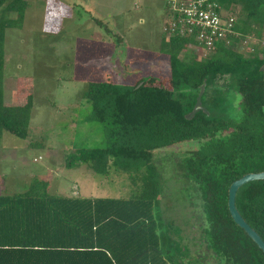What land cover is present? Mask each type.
<instances>
[{
  "label": "trees",
  "instance_id": "1",
  "mask_svg": "<svg viewBox=\"0 0 264 264\" xmlns=\"http://www.w3.org/2000/svg\"><path fill=\"white\" fill-rule=\"evenodd\" d=\"M211 1L236 17L239 36L229 35L231 43L197 58L187 50L190 37L162 33L157 52L168 58L169 87L151 76L132 83L124 77L123 84L109 77L85 82L80 98L90 104L91 119L107 126L108 142L79 149L75 161L95 174L126 175L130 191L68 195L50 192L49 178L31 177L24 192L0 194V264H264V253L227 207L234 180L264 171V48L252 44L249 52L240 44L247 36H264V0ZM26 7V0H0V136L26 138L29 132L33 96L22 105L3 101L5 30L18 26L13 20L22 21ZM202 84L204 110L187 119ZM186 141L193 146L180 167L194 185L189 195H196L194 214L201 220L190 239L164 219L153 163L155 152ZM235 206L264 242V179L240 186ZM189 241L192 254L183 244Z\"/></svg>",
  "mask_w": 264,
  "mask_h": 264
},
{
  "label": "rangeland",
  "instance_id": "2",
  "mask_svg": "<svg viewBox=\"0 0 264 264\" xmlns=\"http://www.w3.org/2000/svg\"><path fill=\"white\" fill-rule=\"evenodd\" d=\"M26 1L23 20L14 18L18 26L5 30L4 76L6 96L23 103L32 95L33 105L26 138L1 133L0 194L24 192L27 175L45 169L51 178L50 192H56L55 188L69 192L74 184L92 182L95 197H100L101 188L110 190L112 196H125L133 187L126 175L113 170L108 175L89 174L81 172L84 167H76L79 149L103 147L108 142L107 126L91 119V106L80 95L85 82L106 77L123 84L124 77L132 83L140 76H151L158 84L170 86L168 58L157 52L158 1ZM138 14L147 20L140 23ZM187 50L193 52V46ZM233 99L238 102L239 96ZM236 113L237 108L231 107V116ZM192 146L186 141L153 155L163 191L160 206L164 219L178 227V236L184 239H190L201 226L200 216L194 214L196 195H189L194 185L180 167ZM12 148L18 150L15 155ZM69 160L73 169L66 171L64 164ZM188 244L191 254L192 242Z\"/></svg>",
  "mask_w": 264,
  "mask_h": 264
},
{
  "label": "built area",
  "instance_id": "3",
  "mask_svg": "<svg viewBox=\"0 0 264 264\" xmlns=\"http://www.w3.org/2000/svg\"><path fill=\"white\" fill-rule=\"evenodd\" d=\"M171 14L163 26L170 35L187 36L192 39L193 50L201 55L211 54L217 44L232 42V36H239L234 30L236 17L211 0H170ZM229 35H232L228 38ZM228 38V39H227ZM246 51L253 52L254 44L264 48V36H247L240 43ZM190 45V46H191Z\"/></svg>",
  "mask_w": 264,
  "mask_h": 264
},
{
  "label": "crops",
  "instance_id": "4",
  "mask_svg": "<svg viewBox=\"0 0 264 264\" xmlns=\"http://www.w3.org/2000/svg\"><path fill=\"white\" fill-rule=\"evenodd\" d=\"M158 1V3H156V5H157V8H159L160 9V12H159V14H158V21H159V24H158V29H157V36H158V42L160 43V40H161V36H162V28H163V19H164V17H163V15H164V13H165V11H166V9L168 8V3H169V1L170 0H157ZM151 5V4H150ZM150 5H147V6H150ZM141 7H144L145 6V4L144 5H140ZM111 15H109V17H110ZM147 20V17H145L144 15H142V14H138V21L140 22V23H144L145 21ZM130 48H132V47H130ZM133 49V48H132ZM5 77L6 76H4V78H3V101H4V103L6 104V105H22L23 103H22V101L21 102H19V103H14V100H13V98H11V97H9L8 98V96H6V90H5V85H6V83H5ZM25 148L26 149H29L30 148V146H25ZM12 151H13V154L15 155L16 153H17V149H13L12 148ZM24 151H25V149H24ZM54 151V149H50L49 150V152H53ZM48 152V153H49ZM39 158V157H38ZM35 158H33V160H34ZM25 161V159H24V157H23V160L21 159V162L23 163ZM84 167V168H82L81 169V172H85V173H89V174H91L90 173V169H88V167L85 165V164H77L76 165V167ZM75 167V168H76ZM73 168H70V169H66V171L67 170H72ZM48 175L49 174H46V171H45V169L43 170V169H41L40 171H35V176L34 175H32V176H28L27 175V178L26 179H28V181H27V184L29 185V183H30V179H31V177H37L38 179H46V177L47 178H49L48 177ZM50 180H51V178H49ZM0 181H1V179H0ZM2 182V181H1ZM50 184V183H49ZM81 184H85V186L84 187H81ZM81 184H74V185H72L71 186V188H70V190H69V192H63L62 190H56V188H55V190L54 191H56V192H59L60 191V193H64V194H68V195H81V196H83V194H81V192L82 193H85L86 195H84V196H87V197H95V196H93V194L92 193H94V191H92L93 190V184H92V182H91V184L90 185H88V182L87 183H81ZM104 187V186H103ZM104 191H106V192H104ZM110 192V190H106V189H104V188H101V191H100V193H102V194H100V197H120V195H114V196H112V194H110L109 192ZM2 194H4V193H2ZM184 243H186V244H188L187 242H183V244ZM188 245H190V244H188ZM192 254V253H191Z\"/></svg>",
  "mask_w": 264,
  "mask_h": 264
},
{
  "label": "water",
  "instance_id": "5",
  "mask_svg": "<svg viewBox=\"0 0 264 264\" xmlns=\"http://www.w3.org/2000/svg\"><path fill=\"white\" fill-rule=\"evenodd\" d=\"M204 91V84L201 85L200 91L198 93V96L196 97L195 104L193 106V109L186 115V118L189 119L191 118L195 112L198 110H204L203 106L201 105V95ZM259 179H264V171L260 172H251V173H246L239 179L234 180L228 188V198H227V207L229 214L234 221V223L240 227L246 234L247 236L258 246V248L261 249V251L264 253V242L260 238V236L256 233L254 229H252L248 223L243 219V217L239 214L236 206H235V195L240 186L243 184L252 181V180H259Z\"/></svg>",
  "mask_w": 264,
  "mask_h": 264
},
{
  "label": "clouds",
  "instance_id": "6",
  "mask_svg": "<svg viewBox=\"0 0 264 264\" xmlns=\"http://www.w3.org/2000/svg\"><path fill=\"white\" fill-rule=\"evenodd\" d=\"M168 7H169V4H168ZM167 20H168V18H167ZM167 20H166V21H167ZM166 21L163 22V26H164V24L166 23ZM162 32H164V31H163V28H162Z\"/></svg>",
  "mask_w": 264,
  "mask_h": 264
}]
</instances>
